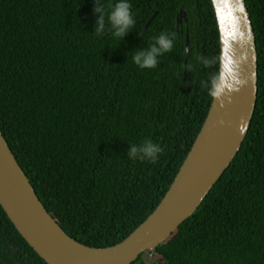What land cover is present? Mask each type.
Instances as JSON below:
<instances>
[{"label":"trees","instance_id":"obj_1","mask_svg":"<svg viewBox=\"0 0 264 264\" xmlns=\"http://www.w3.org/2000/svg\"><path fill=\"white\" fill-rule=\"evenodd\" d=\"M117 2L98 0L106 28L97 34L96 0H0V130L58 224L100 249L124 242L160 206L220 78L212 0H130L136 22L125 38L107 22ZM246 3L259 57L249 134L202 207L151 253L153 264H264V0ZM162 33L172 50L139 68L133 56ZM149 140L162 148L155 162L129 157ZM145 255L134 264H147ZM0 264H47L1 204Z\"/></svg>","mask_w":264,"mask_h":264},{"label":"water","instance_id":"obj_2","mask_svg":"<svg viewBox=\"0 0 264 264\" xmlns=\"http://www.w3.org/2000/svg\"><path fill=\"white\" fill-rule=\"evenodd\" d=\"M212 2L221 39L220 93L162 203L121 244L92 248L70 237L48 212L0 130V204L47 264L136 263L165 244L197 213L239 155L258 103L257 39L246 0ZM186 17L182 10L179 24ZM189 44L188 40L187 57Z\"/></svg>","mask_w":264,"mask_h":264},{"label":"clouds","instance_id":"obj_3","mask_svg":"<svg viewBox=\"0 0 264 264\" xmlns=\"http://www.w3.org/2000/svg\"><path fill=\"white\" fill-rule=\"evenodd\" d=\"M95 12L99 19L96 23L95 32L102 34L105 32V9L103 5H98L96 0ZM107 22L111 25L110 31L115 37H126L130 30L135 25V17L132 12V5L130 0H118L117 3L111 6V11L107 14ZM154 43L147 50L137 51L133 56L134 63L141 69L155 68L159 61L158 57L164 53L170 52L173 48V38L166 33L154 37ZM187 51V49L185 50ZM210 95L217 96L220 93V87L217 79L212 80ZM162 148L158 144L152 143L150 140L146 141L142 146L132 145L129 157L132 159H149L156 161Z\"/></svg>","mask_w":264,"mask_h":264},{"label":"rangeland","instance_id":"obj_4","mask_svg":"<svg viewBox=\"0 0 264 264\" xmlns=\"http://www.w3.org/2000/svg\"><path fill=\"white\" fill-rule=\"evenodd\" d=\"M144 261L147 264H153L155 262V256L151 253H148L144 256Z\"/></svg>","mask_w":264,"mask_h":264}]
</instances>
